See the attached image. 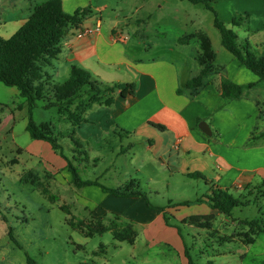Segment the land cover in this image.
Listing matches in <instances>:
<instances>
[{"label": "rangeland", "instance_id": "1", "mask_svg": "<svg viewBox=\"0 0 264 264\" xmlns=\"http://www.w3.org/2000/svg\"><path fill=\"white\" fill-rule=\"evenodd\" d=\"M33 1L40 4L48 0ZM84 2L79 0L76 5ZM102 5L108 8L97 10ZM248 7V3L242 1L236 5L238 12L233 18H242L239 26L225 22L217 10L216 13L238 34L242 44L260 55L264 53V30H249ZM85 8L91 9L95 20H101L103 33L109 34L115 25L124 28L126 37L131 38L129 56L135 59H178L173 53L177 38L198 31L211 38L221 63L219 68L226 65L224 57L233 56L222 46L213 12L201 4L180 0H90L86 7L77 10ZM22 10L25 11L23 0H0V37L8 39L18 30ZM194 40L185 51L188 56L195 54ZM60 77L57 85L65 82ZM84 99H77L70 109L76 111ZM44 105V101L37 102L32 118L37 125L51 124L62 147L59 151L51 149L48 152L44 146L34 145L26 130L30 117L27 100L16 88L0 83V254L8 252L7 262L2 264H22L28 258L36 264H106L107 261L109 264H181L170 230L179 232L194 264L210 261L236 264L220 259L219 254L229 249L228 246L238 248V244L222 243L213 231L191 224L193 218L205 217V210L211 209L206 199L211 188L203 180L188 179L176 173L170 178L168 169L163 170L162 162L147 151L144 141L132 140L121 132V136L111 134L100 142L93 138L82 140L76 135L82 147L76 146L69 138L73 127L68 114H59L55 108L47 110ZM129 142L135 143V147L128 149ZM61 152L79 170L83 180L98 181L112 189L134 188L145 198L96 200L97 192H103L101 188H76ZM170 154L176 156L177 151L171 150ZM168 160L167 156L164 161L168 163ZM131 181H135V185H130ZM43 187L48 189V194L42 193ZM85 193L88 196H83ZM230 193L247 203L245 207L233 210L232 219L253 221L262 217L264 220V186L253 193L232 190ZM147 202L152 209L147 207ZM185 202L187 205L183 204ZM163 210L167 221L164 218L158 220L157 216L163 215ZM100 215H104L103 220L99 219ZM146 220L152 224L154 245L149 240L147 246L148 238L142 226V221ZM98 221L111 230L132 225L137 233L135 244L115 240L111 231L86 237L87 230L80 222L96 225ZM71 222L75 227L70 225ZM201 222H205L203 218ZM214 225L215 230L223 232L219 228L220 219ZM8 231L9 234L13 232L12 242ZM102 245L105 252L95 258L94 252H100Z\"/></svg>", "mask_w": 264, "mask_h": 264}, {"label": "crops", "instance_id": "2", "mask_svg": "<svg viewBox=\"0 0 264 264\" xmlns=\"http://www.w3.org/2000/svg\"><path fill=\"white\" fill-rule=\"evenodd\" d=\"M23 1L25 11L22 10L18 19L19 28L30 18L34 8L41 4L34 3L33 0ZM61 1L64 11L69 14L90 3V0H84L83 4L77 5L79 0ZM239 1L249 5L246 11L250 15L249 30L263 31L264 0H214L211 5L225 22L230 23L235 12H238L236 5ZM14 7H17L16 1ZM107 8V5H102L97 10L104 11ZM93 16L86 19L85 25L95 24ZM120 33L126 37L124 28L121 29L119 25L113 26L109 34L103 33L102 23L101 31L93 36L79 37L75 29H72L61 41V54L58 59L45 68L54 84L61 78L60 76L65 81L68 80L72 67L76 66L89 72L101 84L133 83L137 87L135 96L123 98L117 93L110 107L94 105L84 116L87 121L75 128L76 135L82 140L93 138L100 142L111 134L121 136V132L132 140L136 138L144 141L147 151H151L162 162L163 170L168 169L170 178L178 174L188 179H201L211 188L209 196L215 188L253 193L257 188L264 186V137L261 136L264 133V82L241 65L235 57H224L223 63L226 65L221 68L222 71L210 76L207 79L209 84L193 96L186 85L200 72L196 60L200 53V44L197 40H194V56H188L185 52L192 40L185 44L179 43L181 38L187 36L182 35L177 38V47L173 49L178 59L144 61L129 56L130 37H126L124 42L115 40V36ZM217 61L220 63L218 55ZM219 63L218 68L221 66ZM222 75L235 84L253 87L247 90L240 100L223 98L220 92ZM178 89L182 90L181 95H178ZM199 121L207 123L212 136L208 137L200 130ZM157 126H162L163 129ZM253 135L257 140L249 144ZM34 145H42L48 152L52 151L48 143L34 141ZM134 147L135 143L129 142L128 149ZM171 150L177 151V155L172 156ZM167 156L170 160L168 163L164 161ZM197 173H200L202 178L190 177ZM100 193L97 192L95 195L96 200L101 198L110 200L111 197L117 200L141 199V197L117 198ZM83 196L88 195L85 193ZM103 212L106 217L107 211ZM204 214L215 216L212 229L208 230L213 231L222 243L239 245L236 249L228 246L229 249L221 251L220 259L236 264H264V233L253 236L252 244L244 242L242 234L249 233V228L242 222L249 221L248 219L237 221L208 208ZM157 217L158 220L163 219V215ZM99 219L103 220L104 215H100ZM217 219H220L219 228L223 232L215 230L214 223ZM142 222L145 228L143 233L148 238L147 246L150 245L149 240L154 245L151 222L148 223L147 220ZM169 232L172 234L174 250L181 259V264H189L185 256L186 247L179 238V232L171 230ZM8 237L11 241L9 231ZM104 252L105 248L98 252L95 258H99ZM7 254L8 252L0 254V264L7 262ZM22 264L30 263L27 259ZM208 264L213 262L210 261Z\"/></svg>", "mask_w": 264, "mask_h": 264}, {"label": "trees", "instance_id": "3", "mask_svg": "<svg viewBox=\"0 0 264 264\" xmlns=\"http://www.w3.org/2000/svg\"><path fill=\"white\" fill-rule=\"evenodd\" d=\"M187 1L194 5H203L205 9L213 12L214 26L220 32L222 46L239 60L241 65L253 72L261 81L264 82V53L257 54L251 52L249 47L239 41L238 34L226 26L222 22L211 5L214 0H180ZM92 15L91 9L85 8L77 10L73 14L64 11L61 0H48L36 6L30 18L22 25L14 35L5 39L0 37V83L6 87L16 88L21 97L25 98L29 105V122L27 132L33 141L48 143L54 151L61 150L58 138L55 136L51 124L37 125L32 118V111L36 107L37 102L44 101V108L57 109L58 113H67L73 131L69 134L71 142L79 147V140L76 139V130L82 122L87 120L84 114L94 105L110 107L114 103V96L119 93L121 97L135 96L137 87L133 83L128 84H101L97 82L89 72L76 66L72 67L71 75L64 83L57 85L51 82L45 68L52 65V62L58 59L61 54V41L67 36L72 29H77L84 24L86 19ZM243 22L242 18H233V26H239ZM196 39L200 44V53L196 60L200 66V72L197 76L189 80L186 88L191 90L192 95H197L200 90L206 87L209 82L208 78L213 74L221 72L222 69L216 66V53L213 50L210 37L205 32L187 35L179 40V43L185 44ZM253 86L238 85L230 81L226 76H221L220 92L223 98L230 100H240L245 92ZM178 95L182 94V90L178 89ZM82 95H85L82 97ZM79 98L82 100L76 111H72L70 106ZM201 121H199L200 123ZM163 129L162 126H157ZM264 137V133L261 135ZM257 140L256 136H252L249 144ZM60 156L67 162V169L71 173L72 183L78 188L96 186L101 188L103 193L112 195L117 198H135L144 197L143 193L135 191L134 188L125 187L112 189L108 188L98 181L83 180L79 175V170L72 162L65 158L61 152ZM16 163V162H15ZM190 177L202 178L200 173L191 175ZM130 185H135V181H131ZM42 193L48 194V189L43 187ZM209 201V207L212 211L231 217L232 212L237 207H243L246 204L239 198L234 197L228 189L215 188L210 196H206ZM188 202L183 204L187 205ZM147 207H153L147 202ZM64 209V208H63ZM65 210V209H64ZM163 218L167 221L166 213L163 210ZM205 222H201V219ZM197 217L191 220V224L198 228L212 229V221L214 215L205 217ZM244 225L249 228V233L242 234L246 244L254 242L255 235L264 233L263 218H257L253 221H243ZM81 227L87 230L86 237H93L95 234L102 235L111 231L114 239L119 242H128L134 244L137 239V233L132 225L119 230H111L101 221L97 224H84L80 222ZM70 225L75 227L74 223ZM79 226V225H78ZM79 227V228H81ZM12 238V232H10ZM105 247L101 246V251ZM98 255V252H94ZM185 256L189 264H194L188 249ZM30 264L34 263L28 258ZM80 264H95L94 262H82Z\"/></svg>", "mask_w": 264, "mask_h": 264}, {"label": "built area", "instance_id": "4", "mask_svg": "<svg viewBox=\"0 0 264 264\" xmlns=\"http://www.w3.org/2000/svg\"><path fill=\"white\" fill-rule=\"evenodd\" d=\"M76 31V35H78L79 37H87V36H93L98 34L101 31V20H95V24L88 26L85 25V23L83 25H81L79 28L75 29ZM115 40L117 42H124L126 40V37L123 34H118L115 36ZM178 146H176L175 149H177Z\"/></svg>", "mask_w": 264, "mask_h": 264}, {"label": "water", "instance_id": "5", "mask_svg": "<svg viewBox=\"0 0 264 264\" xmlns=\"http://www.w3.org/2000/svg\"><path fill=\"white\" fill-rule=\"evenodd\" d=\"M200 130L208 137L212 136V131L210 127L207 125V123L202 122L199 124Z\"/></svg>", "mask_w": 264, "mask_h": 264}]
</instances>
